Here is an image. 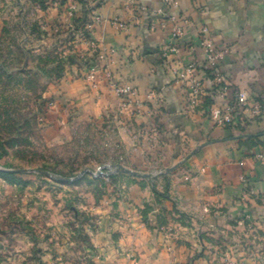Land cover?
<instances>
[{"label":"crops","instance_id":"crops-1","mask_svg":"<svg viewBox=\"0 0 264 264\" xmlns=\"http://www.w3.org/2000/svg\"><path fill=\"white\" fill-rule=\"evenodd\" d=\"M27 1L38 6L36 29L42 31L41 42L70 54L62 61V84L69 81L68 98L79 105L82 102L85 112L91 114L98 107L108 111L111 103L117 105L110 93L111 78L134 87L138 101L146 102L142 110L149 125L164 126L177 134L166 149L167 169L186 161L185 166L196 176L192 184L177 185L172 180L169 190L177 197L178 208L192 215L188 225L169 233L171 224L161 232L157 224H146L135 212L126 214L124 220L100 216L81 242L82 264H221L206 250L222 237L210 229L217 221H207L206 212H226L229 221L243 211L264 217L258 199L264 196V161L257 159L264 155V0H175L176 6L167 13L177 16L183 28L178 40L172 36L175 23L153 14L163 8V0H136L148 12L139 11L127 0ZM71 4L78 10L67 23ZM96 16L105 23L95 25ZM115 20L126 27L118 28ZM203 29L208 30L214 48L223 53L217 65L220 85L207 68ZM170 43L176 51L165 60L163 48ZM97 52L107 53L108 58L100 63L102 72L94 85L85 76ZM179 61L198 64L196 76L204 94L197 103L185 94ZM100 91L101 101L96 103ZM240 91L247 93L248 101L234 123L214 122L211 110L233 104ZM246 190L249 198L241 202ZM103 212L100 209L94 214ZM46 258L74 264L65 262L64 256Z\"/></svg>","mask_w":264,"mask_h":264},{"label":"rangeland","instance_id":"rangeland-1","mask_svg":"<svg viewBox=\"0 0 264 264\" xmlns=\"http://www.w3.org/2000/svg\"><path fill=\"white\" fill-rule=\"evenodd\" d=\"M37 8L27 0H0V264H63L49 261L50 254L82 264L87 229L105 215L124 220L135 212L161 232L171 224L168 232L176 233L192 215L170 195L172 180L192 184L196 177L186 161L171 169L164 163L177 134L149 125L146 102L138 92L118 93L136 89L113 78L117 105L108 111L101 106L89 114L69 99L62 61L70 54L41 42ZM247 198L246 190L240 201ZM258 199L264 206V196ZM206 214L222 236L206 249L215 261L264 264L259 212L243 211L232 221L226 212Z\"/></svg>","mask_w":264,"mask_h":264},{"label":"built area","instance_id":"built-area-1","mask_svg":"<svg viewBox=\"0 0 264 264\" xmlns=\"http://www.w3.org/2000/svg\"><path fill=\"white\" fill-rule=\"evenodd\" d=\"M132 7L137 6L138 10L141 12H148L146 9L142 8L141 6L137 5L136 0H127ZM164 6L162 9L154 12L155 15H162L165 16L168 20L175 23V27L173 30V40H178L183 36V28L180 24L177 23L178 19L177 16L173 14H168L167 10L172 9L176 6L175 0H163ZM78 10V6L76 4H71L68 8L67 16H66V22L71 23V21L75 18L76 11ZM43 23V22H42ZM93 23L95 25H100L105 23L104 18L101 16H96L93 20ZM114 24L118 28H125L126 26L119 20H115ZM201 35L203 36L201 40V44H203L207 49L208 57H207V68L213 73L215 76V83L217 85H220L222 82V77L220 76V73L218 72L217 65L218 62L222 59L223 53L218 51L214 48L212 45L210 39L208 38V30L203 29L201 32ZM176 48L173 47V45L170 43L166 45L163 48V58L166 60L168 59V55L170 53H175ZM112 54L115 53L114 50L111 51ZM107 53H100L97 52L94 58V61L88 65V74L85 76V78L88 81H95L97 78V75L101 72L100 63L104 60H107ZM178 65L183 70V74L181 76V80L185 84V91L188 96V98L193 103H197L200 101L204 94V89L202 83L197 79L196 72L198 70V64L197 62H192L190 64L185 65L184 62L179 61ZM118 93H126L129 92L131 94L137 95V91L134 90L131 92L130 88L126 89H116ZM248 101V95L246 92L240 91L235 96V101L233 104H229L226 107L223 108H215L212 109L210 112L211 119L220 125H230L234 123L235 116L239 112L240 109L244 108L246 103ZM257 159L260 161H264V155H257Z\"/></svg>","mask_w":264,"mask_h":264},{"label":"trees","instance_id":"trees-1","mask_svg":"<svg viewBox=\"0 0 264 264\" xmlns=\"http://www.w3.org/2000/svg\"><path fill=\"white\" fill-rule=\"evenodd\" d=\"M1 158H2V156H1V154H0V160H1Z\"/></svg>","mask_w":264,"mask_h":264}]
</instances>
